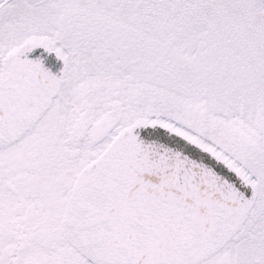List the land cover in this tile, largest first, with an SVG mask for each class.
<instances>
[{
  "label": "snow or ice",
  "instance_id": "6c2138e0",
  "mask_svg": "<svg viewBox=\"0 0 264 264\" xmlns=\"http://www.w3.org/2000/svg\"><path fill=\"white\" fill-rule=\"evenodd\" d=\"M0 264H264V0H0Z\"/></svg>",
  "mask_w": 264,
  "mask_h": 264
}]
</instances>
